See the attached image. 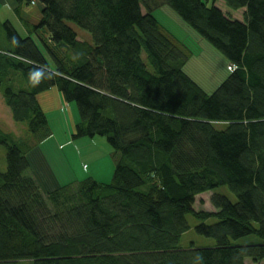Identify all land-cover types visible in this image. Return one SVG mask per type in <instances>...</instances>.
Instances as JSON below:
<instances>
[{"label": "trees", "instance_id": "16d2710c", "mask_svg": "<svg viewBox=\"0 0 264 264\" xmlns=\"http://www.w3.org/2000/svg\"><path fill=\"white\" fill-rule=\"evenodd\" d=\"M13 2L17 16L31 6L41 16L23 34L0 22L13 122L36 136L48 125L39 97L55 94L77 108L73 138L103 137L119 157L109 184L51 185L32 148L0 131V264H264V0ZM164 6L228 62L211 94L151 16ZM207 193L215 212L195 211ZM187 216L214 246H180Z\"/></svg>", "mask_w": 264, "mask_h": 264}, {"label": "rangeland", "instance_id": "374dc122", "mask_svg": "<svg viewBox=\"0 0 264 264\" xmlns=\"http://www.w3.org/2000/svg\"><path fill=\"white\" fill-rule=\"evenodd\" d=\"M34 9V6L29 9V12H32V18L29 19L33 25L41 17L39 10ZM151 16L164 31L190 51L191 57L184 67V72L207 94H211L228 76L227 67L229 64L226 59L184 24L168 7L164 6L153 11ZM5 17V14H0V20ZM7 18L13 19L11 20L13 24L15 23L14 19L17 21L13 14L8 15ZM70 27L73 28L81 40L91 42V37L88 33L79 30L74 25H70ZM143 60L149 66L145 55ZM11 81L20 85L18 76L11 77ZM6 85L7 83L4 82L0 87V131L13 134L19 141L28 144L29 148H32L29 156L39 151L59 186L62 187L87 179H92L101 184H109L111 182L119 157L118 153L112 150L103 137L73 138L74 125L79 122V114L73 103L67 104L59 98L60 102L55 104L54 109H46L47 111L50 110L47 114V128L33 137L27 132L25 123L13 122L10 111L2 97V89ZM44 135L46 136L43 137ZM5 152V147L0 145V172H4L6 168ZM29 161L31 162L30 159ZM31 173L35 174L42 182H45L37 168L32 164ZM215 193L226 196L232 203L236 202L235 196L225 187L217 189ZM211 196L210 193H207L196 198L194 210L214 213L215 209L211 204ZM186 219L190 230L183 234L181 238L180 246L182 248H186L190 243H194L197 247L214 246V240L196 234L194 230V227L198 224L196 220L191 218V216H187ZM248 241L244 239L239 240L237 243L244 244ZM15 264H32V262L26 261Z\"/></svg>", "mask_w": 264, "mask_h": 264}, {"label": "crops", "instance_id": "0c3cea01", "mask_svg": "<svg viewBox=\"0 0 264 264\" xmlns=\"http://www.w3.org/2000/svg\"><path fill=\"white\" fill-rule=\"evenodd\" d=\"M14 7H15V4L13 2V0H0V14H5L6 17L5 18H2L0 20V22H4L6 20L10 21L13 20L11 18H7L8 15L10 14H13L17 21L14 19L15 21V28L18 30V32L20 34H23L25 33V28L23 26V22L25 23H29V24H32L31 20L29 18H32V12L30 13L29 12V9H23L20 13L19 16H17L15 13H14ZM35 9L39 10L37 7H34ZM34 9V10H35ZM40 14V13H39ZM4 20V21H3ZM39 20V19H38ZM57 102H60L59 98L57 95H47V96H42V97H39V103H40V106L48 113V111L50 110H46V109H54L55 107V104ZM29 159L31 160L32 164L36 165V167L39 168H42L44 170L43 174L49 178H51L52 180V184L51 185H54V183L56 184V181L53 177V174L52 172H50L49 170V167L47 166V163L44 159V157L40 154L39 151H36L34 153L31 154V156L29 157ZM30 162V161H29ZM30 162V163H31Z\"/></svg>", "mask_w": 264, "mask_h": 264}, {"label": "bare ground", "instance_id": "6f19581e", "mask_svg": "<svg viewBox=\"0 0 264 264\" xmlns=\"http://www.w3.org/2000/svg\"><path fill=\"white\" fill-rule=\"evenodd\" d=\"M79 119V118H78ZM74 120V119H73ZM77 120V119H76ZM78 121V120H77Z\"/></svg>", "mask_w": 264, "mask_h": 264}]
</instances>
